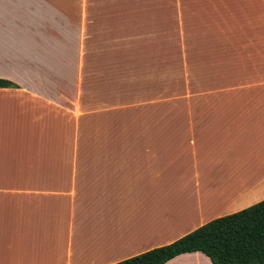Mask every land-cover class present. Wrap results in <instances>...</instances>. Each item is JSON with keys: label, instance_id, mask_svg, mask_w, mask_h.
<instances>
[{"label": "crops", "instance_id": "1", "mask_svg": "<svg viewBox=\"0 0 264 264\" xmlns=\"http://www.w3.org/2000/svg\"><path fill=\"white\" fill-rule=\"evenodd\" d=\"M194 33L200 107L83 138L100 61ZM0 78V264H115L264 200V0H0Z\"/></svg>", "mask_w": 264, "mask_h": 264}, {"label": "rangeland", "instance_id": "2", "mask_svg": "<svg viewBox=\"0 0 264 264\" xmlns=\"http://www.w3.org/2000/svg\"><path fill=\"white\" fill-rule=\"evenodd\" d=\"M221 17L212 19L213 22H194V25L205 23L210 27L212 24L217 28L212 31L221 30L222 38H225L228 21ZM204 35L208 37V32L204 31ZM204 39L201 33L184 38L149 34L132 38L131 43L125 45L128 52L115 54L114 62L105 64L100 61L101 66L96 72L91 70L94 81L91 92L85 94L87 90H83V96L89 98L83 100L87 107L84 108L87 114L83 115V129L88 130L83 133V138H91L92 128L97 127L100 136L105 137V131L111 130L112 126L154 123L160 115L169 114L171 110L200 107V103L192 99V94L201 93V89L197 84L189 83L187 76L188 71L201 73L203 55L199 54L201 63L191 61L190 70L186 69V59L188 47L192 45L193 49V45ZM206 44H210V40ZM110 64L111 67H105ZM71 71L67 79L75 83H64L68 86L66 91L70 92L69 89L76 85L75 92H78L79 74L70 75ZM192 75L190 73L189 79H193ZM163 119H169V116H163Z\"/></svg>", "mask_w": 264, "mask_h": 264}, {"label": "trees", "instance_id": "3", "mask_svg": "<svg viewBox=\"0 0 264 264\" xmlns=\"http://www.w3.org/2000/svg\"><path fill=\"white\" fill-rule=\"evenodd\" d=\"M18 88L0 78V89ZM201 253L212 264H264V200L212 220L175 242L115 264H165L177 256Z\"/></svg>", "mask_w": 264, "mask_h": 264}]
</instances>
